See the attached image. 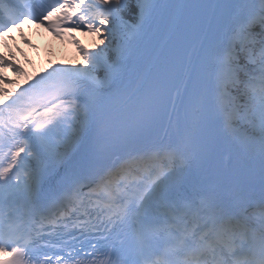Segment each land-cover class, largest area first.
Wrapping results in <instances>:
<instances>
[{
  "label": "snow or ice",
  "instance_id": "obj_1",
  "mask_svg": "<svg viewBox=\"0 0 264 264\" xmlns=\"http://www.w3.org/2000/svg\"><path fill=\"white\" fill-rule=\"evenodd\" d=\"M31 24L99 43L12 92L0 53V264H264V0H0Z\"/></svg>",
  "mask_w": 264,
  "mask_h": 264
},
{
  "label": "rangeland",
  "instance_id": "obj_2",
  "mask_svg": "<svg viewBox=\"0 0 264 264\" xmlns=\"http://www.w3.org/2000/svg\"><path fill=\"white\" fill-rule=\"evenodd\" d=\"M30 33L37 37V41L42 42V47L37 44H27L18 35L11 39L2 42V53L6 56L14 54L17 61V55H20L24 65L28 66L31 70L35 69L34 64H39L43 61L45 64L54 61L56 57H60L61 64L64 67H73L82 63L80 53L77 50L75 41L80 40L82 37L86 39L89 50L95 47L99 43L96 36L92 34H86L83 31H68L64 35L57 37L46 27H41L34 24V28ZM82 39V40H83ZM3 70L4 75L9 80H18L17 82L24 81L26 77L18 76L11 68ZM5 88H9L10 85H4Z\"/></svg>",
  "mask_w": 264,
  "mask_h": 264
},
{
  "label": "bare ground",
  "instance_id": "obj_3",
  "mask_svg": "<svg viewBox=\"0 0 264 264\" xmlns=\"http://www.w3.org/2000/svg\"><path fill=\"white\" fill-rule=\"evenodd\" d=\"M34 28V24H31V25H22L21 26V29H12L10 32H8L6 34V37L3 39V40H0V53H2V49H1V45H2V42L3 41H6L8 39H11L13 37H16V36H20L23 40L27 39L29 41V43L27 44H37L38 46L42 47V42L40 41H37V37L36 36H33L32 33H30L31 29ZM83 37L78 40L80 45H82L85 49H89L88 46H87V41L86 39H83ZM17 61L19 62V65L20 67H22L24 69V72H25V75L24 77H28L29 73H31L33 70H31L28 66L24 65L23 62H22V59L20 57V55H17ZM33 66H35V70L36 71H39L41 74H44L46 70H51L54 66H61V67H64L62 64H61V61H60V57H56V59L54 61H51L47 64H45L43 61H40L39 64H34ZM5 70H8V69H5ZM13 81H16V85H17V81L18 80H13ZM15 85V86H16ZM15 86H10L8 89L9 92H11ZM158 141H162V136H161V133H160V136L158 137Z\"/></svg>",
  "mask_w": 264,
  "mask_h": 264
}]
</instances>
